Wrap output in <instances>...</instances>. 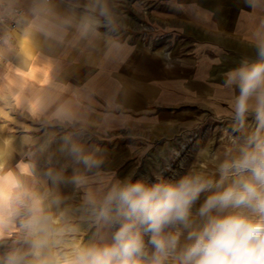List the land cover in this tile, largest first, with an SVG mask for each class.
Returning <instances> with one entry per match:
<instances>
[{
	"label": "clouds",
	"instance_id": "9594fccd",
	"mask_svg": "<svg viewBox=\"0 0 264 264\" xmlns=\"http://www.w3.org/2000/svg\"><path fill=\"white\" fill-rule=\"evenodd\" d=\"M244 3L255 58L224 73L227 126L197 147L177 179L150 182L106 167L105 150L84 138H102L109 118L36 47L42 38L70 62L115 52L125 44L122 0H0V120L20 110L64 130L57 150L55 132L25 137L15 167L12 141L0 147V264H264V0ZM34 68H46V83L29 75Z\"/></svg>",
	"mask_w": 264,
	"mask_h": 264
},
{
	"label": "crops",
	"instance_id": "0c3cea01",
	"mask_svg": "<svg viewBox=\"0 0 264 264\" xmlns=\"http://www.w3.org/2000/svg\"><path fill=\"white\" fill-rule=\"evenodd\" d=\"M147 1L151 5L146 13L149 21L170 36L169 51L153 50L130 34L111 54L97 51L91 58L70 62L61 49L48 46L42 38L36 40L41 58L58 65L59 78L72 89L91 94L97 112H105L109 118L110 127L105 128L102 138L86 136L84 140L100 144L106 167L118 177V161L136 159L144 145L178 135L203 115L223 117L230 99L223 86L224 73L238 66L244 56L255 58L247 44L254 17L244 0ZM126 24L135 28L131 21ZM25 52L35 59L27 44ZM9 61L19 66L22 57L13 52ZM29 75L46 83V68H34ZM41 88L34 85L32 90L39 92ZM109 100L115 101L111 110L106 105ZM10 117L0 120L6 125L0 130V147L5 139L12 141L10 166L15 167L25 158L24 138L40 140L46 135L39 130L43 125L26 112L14 110ZM59 136L53 150L60 146ZM64 160L61 156L60 162ZM70 191V187L61 186L62 193Z\"/></svg>",
	"mask_w": 264,
	"mask_h": 264
},
{
	"label": "rangeland",
	"instance_id": "374dc122",
	"mask_svg": "<svg viewBox=\"0 0 264 264\" xmlns=\"http://www.w3.org/2000/svg\"><path fill=\"white\" fill-rule=\"evenodd\" d=\"M135 7L137 11H135ZM150 8L151 5L147 0H122L120 10L127 16L126 23L131 21L135 25L134 29L127 26L126 30L122 31V38L131 34L153 50L169 51L170 46L167 45V41L170 36L166 33H160L158 28L149 21V16L146 13ZM226 126L227 120L223 117L203 115L194 121V125L184 128L178 135L156 140L150 145H144L136 159L118 161L121 171L119 178L125 177L134 170L133 179L148 178L150 182H155L157 175L164 179H177L192 162L197 147L209 138L218 136ZM24 130L31 131L32 128H25ZM39 130L42 135H47L55 130L57 137L64 131L55 128L46 129L44 126H41ZM86 143L91 144V142ZM95 144L98 143L95 142ZM87 239L86 236L85 240ZM145 239L147 241V237Z\"/></svg>",
	"mask_w": 264,
	"mask_h": 264
}]
</instances>
